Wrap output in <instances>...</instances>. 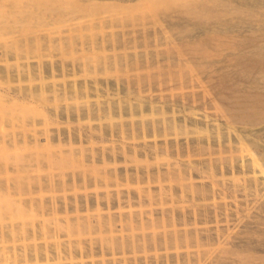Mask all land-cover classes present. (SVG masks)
I'll list each match as a JSON object with an SVG mask.
<instances>
[{"label": "rangeland", "instance_id": "obj_1", "mask_svg": "<svg viewBox=\"0 0 264 264\" xmlns=\"http://www.w3.org/2000/svg\"><path fill=\"white\" fill-rule=\"evenodd\" d=\"M92 1L99 5H93ZM168 1L167 5L166 2L163 3L166 7L155 4H152L153 7L151 4L137 7V1L134 0H91L92 3L86 0H0V93L3 90L10 93H18L17 91L21 90L25 94L31 91L36 97L30 106L26 107L14 103H6V106H3L1 104L7 100L3 99L4 97L3 103L0 101V255L7 257L3 261L1 258L0 264H36L34 256L22 257L21 249L24 245L29 248L36 245H52L55 241L84 244L90 241L95 243L110 241L111 236L105 235L104 230L100 233L97 228L88 230L82 223H76L73 219L75 213L71 210L66 214L61 205L69 203L71 207L74 200L85 199L86 196L93 198L95 192L104 196L106 189L113 195L118 190L123 192L121 194H126L127 191L135 193L138 188L145 190L147 187L146 184L135 181L129 185L121 181L117 186L116 181L110 180L108 184L100 187L88 183L86 187L74 188L69 184L70 178H102L103 175L107 176L113 172L119 176L118 178H125L124 175L132 177L136 171H140L138 174L142 176L144 175L142 171L154 173L156 168H160L162 172L166 171L165 157L161 154L156 156L148 153L146 149L155 145L161 147L166 143L174 145L173 147L177 144L183 146L187 136L183 133L175 136L170 130L167 136L161 131L159 136L150 140L151 129L146 128L145 133L139 131L142 122L152 120L149 114L150 105L162 107L166 113L169 111L166 115H171L175 111L179 123L183 119V114L192 112L198 124L189 125L203 129L207 127V123L205 124L207 121L203 118L205 112L209 116L214 115L211 113L214 110L210 102V93L219 98L220 95H223V98L243 97L240 92L248 85V80L241 84V81L234 79L237 71H240L238 66L241 62L237 57L244 54L241 50L243 43L239 41L243 42L242 39L247 38L249 36L247 34L251 32L259 35L263 32L264 25L260 29L252 22L238 33L225 23L217 26V23L211 20L214 28H209L208 24L202 22L210 20L201 17L199 11L209 13L232 11L230 7L225 8V3L229 0L212 2L175 0L177 4L172 0L169 3ZM261 11L260 9L259 12ZM262 66L264 67L263 64ZM262 66L258 64L259 68ZM30 70L32 78L28 74ZM260 73L256 81L257 85L262 86L264 72ZM42 88L44 94L39 95L41 91L36 89ZM207 93L208 97L205 95ZM203 94L205 96L202 98ZM219 98L220 104L224 106L222 102H225V98H221L223 101ZM183 99L186 101H182ZM117 106H121L120 111L113 109L114 113L108 114L107 111H103L109 107L118 108ZM257 108L260 110L254 107L253 115L261 110L264 112V108ZM101 109L103 112H100ZM154 118L157 122L160 120L159 116ZM209 122L213 124L212 121ZM221 125V131L227 132L226 127ZM193 127V130L196 129ZM243 128L245 127L239 125L238 129L242 131ZM208 129L214 130V124L208 126ZM120 130L125 131L127 136H118ZM255 131L261 133L264 128L263 131H259L256 127ZM60 133L62 140L58 141L57 134ZM69 133H72L75 139L71 140V145L68 146ZM195 135L196 133H190L188 137L195 138ZM46 136L52 138L50 144L54 148L50 150L43 147ZM89 136H92L90 140ZM14 140L19 141L17 146L12 145ZM262 140L261 143L264 144V138ZM57 141L62 147L61 145L57 147ZM102 151L107 153L105 160L101 158ZM91 154L97 155L95 156L97 161L94 162L97 168L95 166L94 169L85 166L91 165L92 162L85 161ZM171 159L173 160H170L171 166L176 167L175 157ZM181 159L185 161L187 158ZM197 161L198 158H193L192 166H199ZM227 174L226 178L217 179H224L223 183L227 181L232 188L233 177L231 173ZM236 175L241 177L239 173ZM258 175L257 171L254 172V178L260 182L263 180L260 187L261 193H264V178ZM110 176L115 178L113 175ZM190 179L189 181L195 184L207 183V180H200L201 178L198 179L196 175ZM49 181L53 183L50 184ZM169 181L168 178L161 180L160 183L152 181L149 189L155 193V197L146 199L145 205L141 208L144 213L141 215L146 216L147 220L150 213L155 217H162L168 215L170 211L172 214L177 213L176 216L181 218L186 212L188 215L186 219L189 218L188 226L178 221L180 224L177 228L180 234L185 231L191 233L195 228L203 229L207 226L214 232L216 229L214 212L209 225L193 224L190 214L192 207L186 203L191 198V193L184 194L183 198L177 193L171 198L170 189L175 187L177 180L171 183ZM237 181L242 184L243 180ZM244 196L243 191L238 193L237 200L241 204L238 207L243 210L248 205L247 207L252 209L255 205L254 188L251 187L248 197ZM151 200L152 202H149ZM225 202L228 213L233 214L237 210L236 204L234 207V200L228 198ZM259 202H264V198L259 199ZM54 203H57V206ZM133 206L131 210L136 214L141 212H138L139 206ZM127 208L123 210L124 213H128ZM210 210L212 211V207ZM106 211V208L100 212L92 208L88 212H81V215L88 214L91 220H96L98 215L100 218L102 215L103 218ZM251 211L252 216H255L256 210ZM183 212L181 216L180 213ZM111 213L117 215L118 211L113 207ZM222 218L223 215L219 217ZM234 218L231 216V219ZM146 224L144 231L139 229V224H135L138 228L124 227L126 229L122 231L124 230L123 233L127 237L125 238L128 239L133 229L136 237L140 234L144 237L143 232L145 236L152 234L155 227L150 229L151 226ZM217 225L224 228V222ZM165 226L156 227L155 234L159 235H155L156 237L165 236V233L166 236L169 233L171 235V225L167 223ZM235 228L238 231L243 230L241 225ZM205 232L201 231L202 237ZM119 239V233L114 232L111 242ZM168 245L156 249L141 248L136 250L138 252L135 254L141 260L147 257L150 263L156 261L154 256H159L158 260L163 264H177L175 258H178L180 264H195L193 242L189 245L181 243L176 247L173 243ZM259 254L263 256L264 252ZM133 255L106 254L105 259L114 258L117 264H122L121 260L124 257L131 264ZM97 259L100 260L99 256H96L95 260L100 262ZM84 260L91 261L89 258ZM60 262L69 263L66 260H50V263L54 264Z\"/></svg>", "mask_w": 264, "mask_h": 264}, {"label": "bare ground", "instance_id": "obj_2", "mask_svg": "<svg viewBox=\"0 0 264 264\" xmlns=\"http://www.w3.org/2000/svg\"><path fill=\"white\" fill-rule=\"evenodd\" d=\"M86 1L91 2V0H86ZM124 1H131V0H124ZM134 1H137V5H136L137 7L143 4H145L146 6L147 5L149 6V4H151V6L152 4L153 5L155 4V6L161 5V6L166 7L167 5L166 1L168 0H134ZM172 1L174 2L175 0H172ZM199 1L202 2L204 0H199ZM205 1L208 2L210 0H205ZM165 2H166V5L163 4ZM210 2H212V0ZM96 4L99 5L98 3L93 2V5H96ZM102 4L105 5V3H102ZM93 5H91V7ZM226 7H230L232 11H225L222 13H219V12L209 13L208 11L200 10L199 12L201 14V17L210 20V22L203 21L202 23L208 24L209 28L210 27L214 28V26L211 25L213 22L217 23L216 24L217 26L225 23L226 25H229L231 29H236L235 31H237L238 33H240L248 25H251L252 22H255L254 25L259 26L260 29L263 28L264 0H254L253 2L246 1V0H229V1H226L225 3V8ZM105 8H108V7L105 6ZM115 8L116 7H114V9ZM260 9L262 10L261 12H259ZM197 13L198 11L195 14ZM194 22H195L194 24L198 26L197 22L196 21ZM229 32L231 33V31ZM247 35H249L247 38L242 39L243 42L239 41L243 43L241 50L244 52V54H240L241 56L237 57L240 60L239 62H241L239 66L237 65L240 71L238 70L239 73L237 71V74L234 77L235 81L238 79L239 81H241V84L243 83V81L248 80L247 81L248 85L245 86L243 90L241 89L242 92H240L241 94H243V97L234 96L233 98H231L229 96L228 97L224 96L225 102H222L224 103V106H223V104H220V101L218 100L219 97L218 96L216 97L215 95L212 96L213 94L210 93L209 95V97L211 98L210 102L214 110L211 113H213L214 115L209 116L205 112V115L203 116V118L206 119L205 121H207L205 122V124L207 123V127L205 128L202 127L203 129H199L196 126L194 127L190 126L189 124L191 125L198 124L196 116L192 112H189L188 114H183L182 115L183 119L180 120L181 122L179 123L178 118H177L178 114L176 116L175 111H173L171 115L170 114L166 115L169 111H167L166 113V111L162 107H157V106L149 104L151 113L149 112L148 113L150 114L151 117L149 115L147 116L152 118V120H148L147 122L145 121L142 122L139 131L145 133L146 128L151 129L152 138L150 140H153V138H155V136L157 137V135L159 136V134H161V131L162 133L164 132V134H166L167 136L168 135L167 133H170L169 132L170 130L175 136H177L178 134L181 135L182 133L187 136L186 143L183 146L176 143L177 146L173 147L174 145H170L169 143H166L165 145L161 147H156L155 145L151 148L146 149L148 153H152L156 156L161 154L165 157L166 162H167L166 163L167 169L165 172H162L160 168H156L154 173H152L151 171L149 172L142 171L144 174L143 176L138 174V172L140 171H136V173L132 177H130L131 175H128V174L124 175L125 178H118L119 176L113 172L114 174L112 173L110 175H113V177L115 178H110L112 177L110 175H107V176L103 175L102 178H70L69 179V184H71L74 188H76L77 186L86 187L88 183L97 184V187H100L102 185L108 184L110 180L116 181L117 186L121 183V181L126 182L125 183L126 185H129L130 182H133V181L139 184L144 183L147 185L145 190L138 188L137 192L132 193L130 191H127L126 194H121L123 192L118 190L116 194L111 195L108 189H106L105 191L106 193L103 194L104 196L102 195L100 196L97 192H95L93 198H89L86 196L85 199L74 200L71 207L69 206V203L61 205L63 211L66 214H68L67 211L70 212L71 210L75 213V216L73 219L75 220L76 223L78 224L82 223L85 227L88 228V230L89 229L92 230L93 227L97 228V230L100 231V233L102 232V230H104L105 233L104 232L103 233L105 235L109 234L111 238L113 237L114 232L115 233L117 232L120 235L119 240L111 242L112 240L110 238L109 242L108 241L104 242L106 244L101 243V242L95 243L92 241H90L87 244L73 243L71 241H67L66 243H63L61 241H55L52 245L50 244L36 245L33 247H29V248H27V246L24 245L22 246V249H21L22 257L29 258V257L34 256L36 258L35 259L36 264H41V263L54 264V263H50V260H56V259L69 261L68 264H117L114 258L105 259V255L106 254L115 255L116 253H119L124 256L125 254L130 253V254H134L131 264H163L162 261L158 260L159 256H154L156 258V261L155 262L151 261L152 263H150L148 259H146L147 257L144 258L143 260L138 259L136 256L138 251L136 252V250H139L141 248H146V247L156 249L160 246H165V245H166L165 247H167L168 244H172V243L175 244V247H176L179 244L181 245V243H185V244L187 243V245H189L191 242H193V247L195 249V252L193 254L195 257H194L193 262L195 264H264V254L263 256L262 254L261 256L259 254V253L264 252V202H259V199H261L262 197L264 198V193L263 192L261 193L262 188L260 187L261 186L260 183L263 180L260 182L257 178H254V172L256 173V171H257V174L261 175L264 178V144L261 143L263 141L262 139L264 138V131H263L264 112H262L263 110H261V112L256 113V115L252 114L255 112L254 107H256V109H259L257 107H261V109L264 108V85L262 84V86H259V84L257 85V81H256V77L261 74L260 72H264V67L262 66V64L264 65V30L259 35L255 34V32L254 34L251 32L250 34H247ZM249 49H252V51ZM234 60H236V58ZM115 64L116 63H114V65ZM258 64L262 66L260 67L261 69L258 67ZM117 65L118 64H116V66ZM257 69H259V74H257ZM52 71H53V68H52ZM31 72L32 70L28 71L29 77L31 76L30 78H32V75L30 74ZM193 82L194 80L192 81V83ZM219 87H220V84H219ZM36 90L41 91L39 92L40 93L39 95L44 94L43 88L41 90H38V89ZM7 91L8 90H3L0 93V101L2 103H3V100H2L3 97H4L3 99L5 98L7 99L4 101L5 102L4 104H1L3 106L4 105L6 106V103H14V104L21 105L22 107L23 106L26 107V106H30L29 104L36 98L35 94L31 91L27 92L26 94L21 92V90L17 91L18 93H10ZM208 93L205 94L207 95V97H208ZM231 94L233 95V93ZM205 95L203 94L202 98ZM220 97L223 98V95H220ZM221 98L219 99L223 101ZM182 101H186V100L183 99ZM190 105H192V103ZM120 107L118 108L109 107L106 110L103 109V111L105 112L107 111V114H108V113H112L113 109L115 111L116 110L120 111L119 110ZM130 107H132V105H130ZM103 111L101 109L100 112H103ZM78 115H79L78 117H80V114ZM147 116H144V117H147ZM155 116L160 117L159 118L160 120H158V122L155 121L156 119L154 118ZM208 119L212 121L215 126V129L212 131L208 129V126L210 125L213 126V124L210 123ZM219 122L223 124L224 128L226 127L227 132L221 131L222 125ZM158 124L160 125L158 126ZM239 125L241 127L244 126L245 128H243V130L241 131L240 129H238ZM261 125H263V127ZM192 127L196 129L193 130ZM256 127H258L259 131H263V132L256 133L255 131ZM131 129L135 130L132 127ZM119 133L120 135L118 134L116 135L120 137H124L125 135L127 136L125 131L120 130ZM190 133H194V134L196 133V135L194 136L195 138H189L188 135ZM132 134L133 133H131V136ZM57 136H58L57 137L58 141H60V139L62 140L61 133L57 134ZM91 138L92 136H89L88 139L90 140ZM50 139L52 138L51 137L49 138V136H46V138L44 139L45 145L43 144L44 145L43 147L49 148V150L54 148L50 144L51 143ZM68 139H69L68 141V146H69L71 145L70 141L74 140L75 137L73 136L72 133H69ZM35 140L40 143L39 140L37 139ZM153 142H155V140ZM18 143L19 141L14 140L12 142V145L17 146ZM59 143L60 142L57 143L58 144L57 147L61 145V143L60 144ZM58 149H61V148H58ZM111 154H113V152H111ZM95 156L97 155L91 154L87 158H85V161L87 163L89 162L93 163V164L91 163V165L88 164L89 166L85 165L87 168L93 167L92 169H94L95 166L97 168L96 163L94 165V162L97 161ZM106 157H107V153L106 152L104 153L102 151L101 158L105 160ZM134 157H136V155ZM134 157H131V159H135ZM172 157H175L176 162L175 163L173 162V163H174V166L176 167H172L170 164V162L173 161L171 159ZM183 157L187 159L184 161L181 159ZM123 158L125 159V157ZM193 158H198L197 162L199 166H192ZM115 159L116 157L114 158V160ZM128 173L131 174L130 172ZM227 173H231L230 175H232L233 177L232 179L231 176H229L232 180H234L231 183V185L233 186L232 188H230L229 185L226 183L227 181L223 183L224 179L222 180L217 179V178H226L225 175ZM237 173H239L241 177L239 175L238 177L236 175ZM194 175H196L198 179L201 178L200 180H203V181L207 180V183L199 182L195 184L189 181V179L192 178V176ZM229 177L228 179H230ZM167 178H168V181L170 180L169 181L170 183L173 181L175 182V180H177V182L175 183L176 185L177 183L179 185V186L177 185L178 188L176 187V185H174L175 187H172L173 189L170 187L171 188L170 189L171 198L177 195V193L180 194L181 198H183L182 196L185 197L184 194L191 193L192 196H190L191 198L187 200L186 203H188L187 205L192 207L190 214H191V218L193 219V224H195L196 226L197 225L198 226L199 225H209L211 221L210 218L212 217V213L214 212V217H215L214 221L216 224L215 225L216 229L214 231L215 234L214 232H212L213 230H211V228L208 226L205 228L203 227V229L195 228V231H192L191 233L188 231H185L182 234H180V230L177 228L180 222L182 221L181 224L184 226H186L187 222H189L188 220L189 218L186 219V217L188 216L186 215L187 214L186 212L185 214L184 212L180 213L181 216H183L184 214V216L181 218L176 216L177 214L176 212H175L176 214H174V212L172 214V212L170 213V211H168L169 213L166 212L168 213V215H162V217L160 216L155 217L153 213L149 212L150 214L148 215L149 217H147L148 218L147 220L145 218L146 216L141 215L142 213H144L142 212L141 208H143V206L145 205L144 203L146 199L150 200L155 197L154 195L155 193H152L151 189H149L152 181L156 180V182L160 183L161 180H164ZM248 178H251V179H248ZM240 179L243 180L241 182L242 184H240V182L238 183L237 181V180L240 181ZM49 183L52 184L53 182L49 181ZM251 187L254 188L255 205L253 206L252 209H253V212L254 210H256L255 216H252V211H251L252 209L250 207H247L248 206L247 204H245L247 206H245L246 208L243 210L240 207H238V206H241V204H239V201L237 200L238 193L241 191H243V194H245V196L248 197L250 195ZM228 198H231L234 200L235 202L234 207L237 205L236 206L237 210L233 214L228 213L229 211L226 206L227 203L225 202ZM123 199H125V201ZM206 201H209V202L211 201V203H208V202L206 203ZM149 202H152V200ZM54 205L57 206V203H54ZM133 205L139 206L138 209L140 210L138 212L140 211L141 212L136 214V212L131 210L134 207ZM113 207L118 211L117 215L111 213V209H113ZM126 207H128L127 208V211L129 210L128 213L127 212L124 213L123 211ZM210 207H212V211L210 210ZM92 208H95L97 212H100L101 209H104V208H106L107 211L105 213V216H103V218H102V215H101V218L98 215V218L96 220H91L88 214H86L85 216L81 215V212L83 211L88 212L89 210H92ZM57 210H59V206L57 207ZM221 215H223V218L219 219ZM231 216H234L235 218L231 219ZM231 221L233 223H230ZM221 222H224V228H220V225H217L218 223H221ZM146 223L149 224V227L151 226L150 229H152V227H155L156 229V227L159 225L164 227L165 225H167V223H169V225H171L172 227V230H171L172 233L171 235L169 233L170 236L169 235L166 236L167 234L163 233L165 236L161 235L162 237L158 238L156 236H159V235L155 234L156 230L153 228L154 231L152 230L153 231L152 234L150 235L147 234L148 236H145V232H143L144 237L141 236V234L139 235L141 237L139 236L136 237V235H134L135 233L133 234V231H135V229H133V231L131 230L132 233L129 235V237L131 235L132 236L126 239L127 237L123 233V231L126 229V228L124 229V227L129 226L130 229H132V228H135L139 224L138 225L139 229L144 231L145 230L144 226ZM135 224L137 225L135 226ZM232 225L234 227L231 228ZM238 225H241L243 227V230H239V231L235 230L236 229L235 227H237ZM138 226L136 228H138ZM122 229L124 230L122 231ZM203 230L206 231L204 233V237H202L203 235H201V231L203 232ZM42 231H44V228L42 229ZM11 233H12V230H11ZM96 256H99L100 260L98 259L97 260L100 262H96L95 260ZM6 258L4 255L2 256L0 255L1 261H3V259H6ZM17 258H18V255L16 254V260ZM85 258H89L91 261L87 262L84 260ZM174 260H176L177 264H180L178 261V258H175ZM121 263L129 264L125 260L124 257H123V260H121ZM56 264H63V263L60 262Z\"/></svg>", "mask_w": 264, "mask_h": 264}]
</instances>
